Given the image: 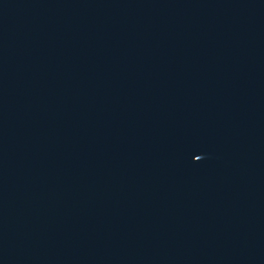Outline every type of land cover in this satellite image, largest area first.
I'll list each match as a JSON object with an SVG mask.
<instances>
[{
    "label": "water",
    "instance_id": "1",
    "mask_svg": "<svg viewBox=\"0 0 264 264\" xmlns=\"http://www.w3.org/2000/svg\"><path fill=\"white\" fill-rule=\"evenodd\" d=\"M0 264H264V0H0Z\"/></svg>",
    "mask_w": 264,
    "mask_h": 264
}]
</instances>
